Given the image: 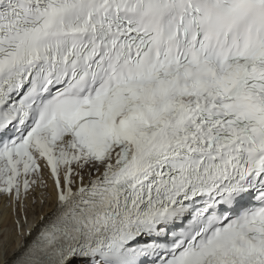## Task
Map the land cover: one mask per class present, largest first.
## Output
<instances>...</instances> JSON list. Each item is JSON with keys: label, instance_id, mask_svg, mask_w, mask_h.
<instances>
[{"label": "snow or ice", "instance_id": "6c2138e0", "mask_svg": "<svg viewBox=\"0 0 264 264\" xmlns=\"http://www.w3.org/2000/svg\"><path fill=\"white\" fill-rule=\"evenodd\" d=\"M10 219L0 264H264V0H0Z\"/></svg>", "mask_w": 264, "mask_h": 264}, {"label": "bare ground", "instance_id": "6f19581e", "mask_svg": "<svg viewBox=\"0 0 264 264\" xmlns=\"http://www.w3.org/2000/svg\"><path fill=\"white\" fill-rule=\"evenodd\" d=\"M29 225L31 226L32 230L34 231L38 225V221H35L32 216H29ZM36 225V226H35ZM26 234L23 236L16 235L14 227L11 225V219L9 221V230L7 235L0 230V250H2L3 245L7 243L8 245V252L7 258L11 260L22 248L23 243L26 240H29Z\"/></svg>", "mask_w": 264, "mask_h": 264}]
</instances>
